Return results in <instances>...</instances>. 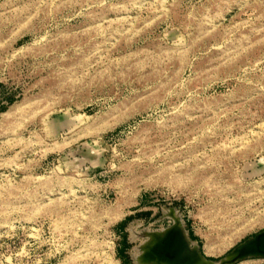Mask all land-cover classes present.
<instances>
[{
  "label": "rangeland",
  "instance_id": "obj_1",
  "mask_svg": "<svg viewBox=\"0 0 264 264\" xmlns=\"http://www.w3.org/2000/svg\"><path fill=\"white\" fill-rule=\"evenodd\" d=\"M173 228L215 262L264 232V0H0V264Z\"/></svg>",
  "mask_w": 264,
  "mask_h": 264
},
{
  "label": "water",
  "instance_id": "obj_2",
  "mask_svg": "<svg viewBox=\"0 0 264 264\" xmlns=\"http://www.w3.org/2000/svg\"><path fill=\"white\" fill-rule=\"evenodd\" d=\"M174 233L176 231L169 233L165 237L163 244L157 243L154 246L155 256L143 255L141 261L147 264H232L248 256H264V232H261L255 238L238 246L228 257L222 259L220 262L207 259L198 249H187V245L185 246V250L180 251L174 257H169L166 252L168 249L166 250L165 243ZM159 246H161V255L157 252Z\"/></svg>",
  "mask_w": 264,
  "mask_h": 264
},
{
  "label": "bare ground",
  "instance_id": "obj_3",
  "mask_svg": "<svg viewBox=\"0 0 264 264\" xmlns=\"http://www.w3.org/2000/svg\"><path fill=\"white\" fill-rule=\"evenodd\" d=\"M176 231V233L172 234L169 239H167L165 243V248L167 255L169 257H174L176 254H178L180 251L185 250V246L187 245V249L189 246H191V240L186 236L185 231H181L180 228H173L162 236L160 241L158 243L163 244V241L165 240V237L173 232ZM160 235V234H159ZM161 236V235H160ZM158 237V236H157ZM154 247V246H153ZM193 248V247H192ZM157 252L159 255H161V246L158 247ZM158 257V256H157Z\"/></svg>",
  "mask_w": 264,
  "mask_h": 264
}]
</instances>
